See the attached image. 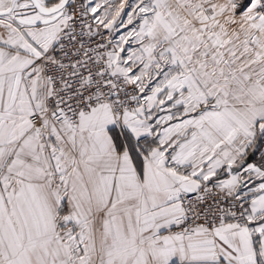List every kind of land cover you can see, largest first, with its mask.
<instances>
[{
    "label": "snow or ice",
    "instance_id": "6c2138e0",
    "mask_svg": "<svg viewBox=\"0 0 264 264\" xmlns=\"http://www.w3.org/2000/svg\"><path fill=\"white\" fill-rule=\"evenodd\" d=\"M0 264H264V0H0Z\"/></svg>",
    "mask_w": 264,
    "mask_h": 264
}]
</instances>
